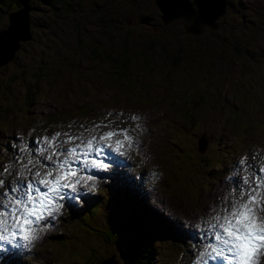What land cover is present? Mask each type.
Listing matches in <instances>:
<instances>
[{
    "label": "rangeland",
    "instance_id": "1",
    "mask_svg": "<svg viewBox=\"0 0 264 264\" xmlns=\"http://www.w3.org/2000/svg\"><path fill=\"white\" fill-rule=\"evenodd\" d=\"M29 1L33 4L26 5L29 37L18 42L14 57L0 64V154L3 156L0 173H4L10 160L24 164L29 151L42 148L37 141L45 135L59 132L61 139L67 138L65 133L91 138L108 129L120 128L135 135L131 129L136 123L147 128L140 137V151L147 149L145 155L153 159L145 166L138 185L144 196L139 199L143 202L134 196L132 204L124 192L127 185L133 184L132 190L137 188L126 171L120 175L127 185L110 173L100 175L110 177L112 182L102 184L95 196L81 197L83 207L66 204L58 223L52 218L53 229L30 249L8 245L4 251L13 253L8 261L17 264L18 259L13 257L27 255V262L22 264H68L95 254L97 248L92 245L99 241L101 252L108 256L105 264H123L119 258L110 256L112 244L100 233L106 229L103 214L96 229L79 222L86 205L105 195L102 189L107 190L108 202L116 207L117 214L122 210L118 198L133 213L125 222V241L119 246L120 252L134 241L137 248L147 244L152 264H194L202 253L208 255L211 249L206 246L211 234L206 225L200 231L193 230L200 246L186 250L183 255L177 253L176 246L174 250V243L166 241V237L177 234L193 246L183 221L207 218L213 207L221 212L227 206L232 198L226 200V193L241 181L240 157L246 155L252 170L259 171L256 160L264 156V0H227L225 14L217 21L218 28L203 30L197 36L186 35L182 21L164 26L153 0H139L132 6L123 0H63L70 9L65 14L62 4L53 5L55 0H10L9 3L0 0V33L7 29V14L25 7ZM15 22L23 23L22 13L16 15ZM106 54L123 56L122 61L126 56L135 58L128 72L130 76L119 79ZM57 55L62 61L50 64L48 60ZM40 66L42 74L52 71L54 74L40 77ZM23 84L30 86L26 94L34 98L32 106L25 100ZM83 105L90 107L91 114L78 112ZM59 112L67 113L51 122L54 113ZM133 115H140L142 120L133 121ZM97 125L100 128L96 131H88ZM203 132L209 141L204 153H200L196 141ZM146 135L149 145L144 144ZM257 152L260 155L254 160ZM207 153L216 162L195 167L193 162L200 161ZM153 164L159 165L164 175L150 191L147 176ZM229 173L236 174L229 176ZM13 177L0 175L6 185L13 183ZM168 177L172 178L170 185ZM6 190L0 188V193ZM151 203L166 211L174 222L166 229L168 234L156 227L153 241H145L135 232L137 212L152 214L160 223H169L157 213H150L146 206ZM144 223L148 227L149 223ZM79 226L100 234L89 235ZM62 236L71 237L72 241L60 242ZM176 243L183 245L179 238ZM1 252L0 248V264H3Z\"/></svg>",
    "mask_w": 264,
    "mask_h": 264
},
{
    "label": "snow or ice",
    "instance_id": "2",
    "mask_svg": "<svg viewBox=\"0 0 264 264\" xmlns=\"http://www.w3.org/2000/svg\"><path fill=\"white\" fill-rule=\"evenodd\" d=\"M98 128L100 125L88 131L94 132ZM117 135L129 138L128 132L122 130L103 132L91 138L65 133L66 139H61V133L58 132L47 136V142L41 139L44 146L34 152L29 151V155L45 169L51 170L47 181L30 185L27 181L16 180L15 183L6 185L5 180L0 179L3 181L0 188H7L0 193V243L13 248L23 246L30 249L34 245L35 234L43 230V224L50 223L57 214V205L65 198L68 190L62 180L70 174L71 165L83 164L93 150L96 156H103L105 146L97 144V141ZM134 146L140 150L138 145ZM24 164H28V161ZM57 170L63 173L62 177L57 176ZM11 175L15 177L16 171L13 170ZM45 183L49 187H44ZM234 188L235 195H243L247 199L243 203L237 201L239 206L235 208L233 200H229L227 206L221 208L219 218L224 222L208 226L211 239L206 247L214 254L211 258L216 264H261L264 258V226L260 225L257 212L264 213V170L254 171L251 186L240 181ZM204 255L207 254L202 253ZM194 264L209 262L207 259L195 260Z\"/></svg>",
    "mask_w": 264,
    "mask_h": 264
},
{
    "label": "clouds",
    "instance_id": "3",
    "mask_svg": "<svg viewBox=\"0 0 264 264\" xmlns=\"http://www.w3.org/2000/svg\"><path fill=\"white\" fill-rule=\"evenodd\" d=\"M133 121H141L142 117L140 115H133L131 117ZM131 128V126H130ZM125 131L128 132L126 129ZM132 133H135V135H129L128 139L123 138V141L121 142L120 139H117L115 141H110L109 139H102L100 141H97V144H102L105 146V149L110 150V152L115 157H121L124 158L125 163L128 161H131L135 163V159L132 155V153H135L140 158V162L136 164L135 168H132L131 165H127L128 170H130L133 173L137 172V169L145 167L152 159L153 157L151 155H145L147 152V149H144L143 151L137 150V147L134 146L142 143V140L140 139L141 135L147 132L146 127H142L140 123H136L135 128L131 129ZM58 133V132H57ZM31 134V133H30ZM22 144L25 143L24 138L20 137ZM40 139H43L45 142H47V136H43ZM94 139V137H93ZM260 153L257 152L254 154L253 159L255 160L256 156H259ZM104 159L103 160H96V159H88L87 157L84 160V163L82 164L83 167H81L79 170L76 168H71L70 174L67 176L66 179L62 180V183L65 188H67V192L65 193L64 201L71 200L74 204H76L79 207L84 206V200L81 199V197H89V196H95L99 191L102 184H110L112 181L110 177L105 176L101 177L100 175H94L92 174L93 171L95 172H107L109 170H114L115 164L110 162H105L106 160H111V156H105L103 153ZM71 159H78V157H70ZM28 164H15L11 160L5 165V171L2 175L7 174L11 175L12 171H16L15 177H13V183H15L16 180L19 181H27L30 185L33 183H40L41 181H47L48 178V172L51 170L45 169L38 160L33 159L31 156L27 157ZM31 165V167H29ZM239 165L241 168V171L239 172V176L241 181L244 182V184H247L251 186V183L254 182V170H252V166L248 164V157L242 156L239 160ZM256 167L259 168V170H264V156H260L259 160H256ZM159 165L153 164L152 167L149 169L148 176H147V182L150 185L149 190H153L155 188V185L163 178V172H159ZM236 173H229V176H233ZM29 176L32 177L31 180H29ZM57 176L62 177L63 173L57 170ZM131 177V176H129ZM136 180L140 179V176L136 175ZM3 181L0 180V184H2ZM44 187H49L47 183L44 184ZM232 198L233 200V207H238L239 203H243L245 201V198L243 195H240L238 197L235 196V188L231 187L230 190L226 193L225 199ZM237 201L239 203H237ZM65 204L59 203L57 205V214L53 217V220L58 223L59 216L63 215L62 209H64ZM215 213V214H212ZM257 215L260 220V225L264 226V213L257 212ZM220 212L216 211L215 208H212L210 210V214L207 218L200 217L195 222L185 219L183 221L185 229H192L195 231H200L202 229V226H209L212 223L221 224L224 221L220 218ZM4 219H7V217H3ZM49 229H53L52 224H48L43 226V230L36 233V239L34 240V243L39 242L42 240L43 236L49 231ZM27 238V237H26ZM202 260V256L197 259V261ZM259 264V262H258Z\"/></svg>",
    "mask_w": 264,
    "mask_h": 264
},
{
    "label": "bare ground",
    "instance_id": "4",
    "mask_svg": "<svg viewBox=\"0 0 264 264\" xmlns=\"http://www.w3.org/2000/svg\"><path fill=\"white\" fill-rule=\"evenodd\" d=\"M134 1V0H132ZM192 1V0H190ZM156 4V3H155ZM157 6V5H156ZM158 8V6H157ZM159 9V8H158ZM160 11V9H159ZM28 10L26 12V19H27V28H26V25L25 26H22V24H18L15 22L16 20V15H12L10 13L7 14V18H8V26H7V29L8 31H6L5 33L1 34L0 35V42L3 40V43L2 45L0 46V64L3 62V59L7 58V55L12 47V45H15L16 43H18L20 40H25L29 37V18H28ZM161 12V11H160ZM22 14H24V12H22ZM162 14V13H161ZM24 18V17H23ZM6 29V30H7ZM27 30V31H26ZM17 41V42H16ZM9 63V62H8ZM11 63V62H10ZM5 64V63H4ZM78 112L82 115H89L91 114L90 112V107L88 105H83L82 107H80V109L78 110ZM67 112H61V114H65ZM71 115L74 117L75 114H73L71 111H70ZM60 112L59 113H54L55 115V118L51 120L54 121V120H58V117L61 115ZM81 117V116H80ZM65 118V117H63ZM123 129H108L106 130L105 132H108V131H113V132H121ZM123 138L124 136L123 135H117V136H113L112 138H110L109 140L110 141H115L117 139H120L121 141H123ZM144 138L146 139V142L144 143L145 145H149L150 144V140H149V137L146 135V137L144 136ZM110 151V150H109ZM134 159H135V163L131 162V161H128L127 163H125V160L124 158H121V157H115L111 152H109V154H106V156H112L113 160L114 161H109V160H106L105 162H110V163H113L115 164V168L114 170H109L107 171L106 173H110L112 174L118 181H120V183H125L127 185V182L125 180L124 177H122L119 173V170L121 169V167L118 168V164L123 161V166L125 167V171L127 173L128 176H131L132 180L135 182V184L137 185V188L135 189H131L128 185L126 186V189H125V193L126 195L128 196V198L130 199L131 203L134 204L135 202V198L133 199L134 196L137 197V200L143 202L142 200L139 199V197H144L143 194L140 192V186H138L140 183H141V180H142V175L145 173V170H146V167H142V168H139L137 169V172L136 173H133L131 172L130 170H128V167L127 165L130 164V162L132 163L131 167L132 168H135L136 167V164H138L140 162V158L139 156H137L135 153H132ZM1 159H3V156L0 154V165H1ZM81 159H83V157L81 156ZM88 159H96L98 161L100 160H103L104 157H101V156H94L90 153V155L88 156ZM72 168H76L77 170H79L81 167H83L82 164H78V163H73L71 165ZM161 172L160 169H158V173ZM93 174V172H92ZM139 175L140 176V179L139 180H136V175ZM169 174V173H168ZM8 176H11V175H8ZM31 180V179H30ZM168 182V185H170V181H172V178H166ZM143 182H145V180H143ZM245 187H247L245 185ZM102 192L105 193L104 196H102L100 199L96 200L94 203H88V205H86L85 207V210L82 214V216L84 215V213H88L89 211H93V209L96 207V204L98 203V201L102 200V199H106L107 201H109V196H108V192L107 190L105 189H102L101 190ZM137 194V195H136ZM218 195V194H217ZM216 195V196H217ZM220 197V195H219ZM245 199H247L246 197H244ZM222 200V199H221ZM71 200H68V201H60L61 203H64L65 205L66 204H69ZM146 205V203H145ZM147 209L150 211V213H157L158 214V217H163L165 218L168 222H162L160 223L159 219L157 218V216H153L152 214L150 215H145L144 212H137V214L135 215L136 217V229H135V232L137 234V236H139L142 240H151L153 241V237H156L155 233H156V227H161L164 229V232L167 233V228L170 226V222H174L170 219V217H168L166 215V211H164L162 208H158L157 205L151 203V204H147ZM214 208V207H213ZM137 210V209H136ZM164 213V215H163ZM133 215L132 212H130V210H127V209H123L121 210V212L118 214V217H123V220L124 222H126V220H129L130 219V216ZM82 216L79 218V222L84 224L85 226L89 227V228H93V229H96L97 227L95 226V224L93 222H91L90 224H85L84 223V220H82ZM209 216V215H208ZM138 217L141 218V220H138ZM143 219V221H142ZM145 220V221H144ZM144 222H147L149 223V225H153V226H149L146 227L145 226V223ZM180 228V226H178ZM182 229V228H180ZM140 230H145V233H141ZM124 231V230H123ZM188 232V235L189 237L192 239V243L194 244L193 246H190L189 244L190 241H186L185 238L183 236H179V235H169V237H166V241H172L174 243V250H175V246L177 248V253L180 254V255H183L185 253L186 250H195V248L197 246H200L199 242L197 241V238H199L198 236H195V234L193 233V230L192 229H189V230H186ZM168 234V233H167ZM155 235V236H154ZM61 235H58V237H60ZM61 238H65L64 236H62ZM179 238L183 241V245H178L176 243V239ZM205 240H203L202 244L204 243ZM146 244V243H145ZM8 246V244H3V243H0V248L2 249V252L4 254V263L3 264H12L11 262L8 261L9 259V256H12L13 253L12 252H9V251H4V249H6V247ZM147 246V244H146ZM199 251V250H198ZM214 255L212 254L211 252L204 258V259H207L209 264H212V262L214 260H212L211 256ZM198 256V255H197ZM201 256V255H200ZM108 257V256H106ZM115 257V256H114ZM29 257H27V255L25 256H17V257H13V259H18L17 261V264H22L24 262H27V259ZM196 258V257H195ZM117 258H115L116 260ZM264 258H262L261 260V264L263 262ZM107 261L105 260V263ZM152 264V263H151Z\"/></svg>",
    "mask_w": 264,
    "mask_h": 264
},
{
    "label": "trees",
    "instance_id": "5",
    "mask_svg": "<svg viewBox=\"0 0 264 264\" xmlns=\"http://www.w3.org/2000/svg\"><path fill=\"white\" fill-rule=\"evenodd\" d=\"M9 2L10 0H4V3H9ZM61 4L65 8L64 14L66 13V10H70L69 7L63 2V0H55L53 3V5H58V6H60ZM26 5L27 4H25L24 8H21L20 10L19 9L16 10V12L18 13L23 12V9H26L27 7ZM10 8L11 6L8 5L6 10L9 11ZM90 52L94 53L95 55H100V54L95 53L94 50H90ZM106 58L107 60L111 61L112 64L117 65V68L115 67L116 70L114 71V73L115 75H118V76L120 75L119 79L122 78V76H130L128 72L132 69V66L135 63V58H129L126 56V59L123 61H122L123 56H120L119 58H117V56H108ZM41 72H42V68H41V71L40 69L38 71V74L40 75V77L41 76H46V77L52 76L54 74V71L47 72L45 75L42 74ZM34 77H36V74ZM29 88L30 86L23 84V90L25 92V100L27 101L28 105L32 106L34 98L33 97L29 98V94H26ZM215 162H216V159H214V156H212L210 153H207L201 158L200 161H194L193 164H195V167H197V165L208 166L209 163H215ZM115 208L116 207H111V204L106 199H102L98 201L93 211L84 213V215L82 216V220H84L85 224H90L91 222H93L96 225L99 223L100 215L103 214V217L105 219L104 225L106 229L100 230L101 231L100 233L103 234L105 241L108 244H112V249L110 250L112 254H110V256L112 257L114 255L116 258H119L123 264H150L151 259H152V256H151L152 253L148 246L137 248L135 247V242L131 241L123 252H120L118 250L119 246L123 244L125 241V234L123 230H125L126 224L123 220V217H118L117 212H115ZM122 208L130 210L128 206H123V204H122ZM108 210H111L113 212L112 213L113 215L109 214ZM87 215H89L90 217L87 218ZM109 219H110V223H109ZM113 219H115L114 222H113ZM79 227L80 229L88 233L89 235L100 234L94 231H90L84 226H79ZM70 241H72L71 237L69 238L65 237L64 239H60V242H64V243L65 242L70 243ZM92 246L94 249L97 248L95 254L86 255L82 259L70 261L68 264H105V260L108 259V257L105 258L106 257L104 256L105 254L101 252L102 249L100 246V242L99 241L94 242ZM93 256H99L100 259L97 260V258H93Z\"/></svg>",
    "mask_w": 264,
    "mask_h": 264
},
{
    "label": "water",
    "instance_id": "6",
    "mask_svg": "<svg viewBox=\"0 0 264 264\" xmlns=\"http://www.w3.org/2000/svg\"><path fill=\"white\" fill-rule=\"evenodd\" d=\"M154 1L162 13L160 18L164 23H168L175 19H183L186 23H190L189 26L185 25V30L187 32H192L194 34H199L201 32L202 26H208L212 30L217 29L218 28L217 21L220 17H222L225 14L226 11V0H192V1L154 0ZM27 10L28 8L23 9L24 18L22 23V26L26 25V28H27V19H26ZM10 14L17 15L19 13L14 11L11 12ZM8 29L1 32L0 35L8 31ZM2 43L3 40L0 42V46L2 45ZM18 46H19L18 43L12 45L9 51L10 55L8 53L9 57L7 55V58L3 59V62L1 64L6 63L8 60L14 57V53L18 49ZM208 141H209V137L206 135L205 132H203L197 138L196 141L197 149L200 153H204L208 145Z\"/></svg>",
    "mask_w": 264,
    "mask_h": 264
},
{
    "label": "flooded vegetation",
    "instance_id": "7",
    "mask_svg": "<svg viewBox=\"0 0 264 264\" xmlns=\"http://www.w3.org/2000/svg\"><path fill=\"white\" fill-rule=\"evenodd\" d=\"M123 1H125L126 2V4L127 5H136V3L139 1V0H135V1H132V0H123ZM40 2V1H39ZM153 2H154V0H153ZM27 5H33L30 1L27 3ZM226 6H227V0H226ZM227 8V7H226ZM63 14H64V12H63ZM60 16V15H59ZM125 21L128 23V21H130L129 20V18H128V12L126 11V13H125ZM159 18H160V16H159ZM220 19L221 18H219L218 19V21L220 22ZM160 21L164 24V26L165 25H168V24H170V23H172V22H175V21H182V27H183V30H184V32H185V34L186 35H188V34H191V35H195V36H197V35H200L202 32H203V30H212L211 28H209L208 26H202L201 27V32L199 33V34H194V33H192V32H187L186 30H185V25H187V26H189L190 25V23H186L183 19H175V20H172V21H170V22H168V23H164L162 20H161V18H160ZM106 22L107 21H105V20H103L102 21V23L103 24H106ZM109 23H111V20H109ZM219 25V24H218ZM108 56H110L109 54H106V57H108ZM120 57V56H119ZM62 61V59L57 55V56H54V57H52V58H50L49 60H48V62H50V64H54V63H58V62H61ZM109 61V60H108ZM111 62V61H110ZM113 67H116L117 68V65L116 64H111ZM116 65V66H115ZM41 68H42V66H40L39 67V69H40V71H41ZM42 70H43V68H42Z\"/></svg>",
    "mask_w": 264,
    "mask_h": 264
}]
</instances>
